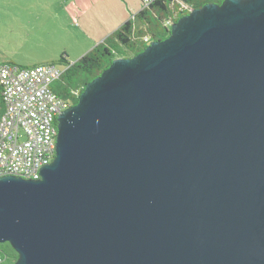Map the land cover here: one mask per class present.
<instances>
[{"label": "water", "instance_id": "1", "mask_svg": "<svg viewBox=\"0 0 264 264\" xmlns=\"http://www.w3.org/2000/svg\"><path fill=\"white\" fill-rule=\"evenodd\" d=\"M14 264H264V0L192 9L57 116L38 179L0 177Z\"/></svg>", "mask_w": 264, "mask_h": 264}, {"label": "built area", "instance_id": "2", "mask_svg": "<svg viewBox=\"0 0 264 264\" xmlns=\"http://www.w3.org/2000/svg\"><path fill=\"white\" fill-rule=\"evenodd\" d=\"M141 1L147 7L152 0ZM164 24L169 30L172 19ZM151 41L143 37L145 45ZM65 68L53 62L21 66L0 61V177L38 179L41 167L53 160L57 116L74 104L51 87ZM74 94L78 98L80 93Z\"/></svg>", "mask_w": 264, "mask_h": 264}, {"label": "rangeland", "instance_id": "3", "mask_svg": "<svg viewBox=\"0 0 264 264\" xmlns=\"http://www.w3.org/2000/svg\"><path fill=\"white\" fill-rule=\"evenodd\" d=\"M72 1L0 0V60L19 65L59 64L63 52L70 62L87 52L93 45L82 36L83 28L100 17L90 11L88 20L72 19L67 11Z\"/></svg>", "mask_w": 264, "mask_h": 264}, {"label": "trees", "instance_id": "4", "mask_svg": "<svg viewBox=\"0 0 264 264\" xmlns=\"http://www.w3.org/2000/svg\"><path fill=\"white\" fill-rule=\"evenodd\" d=\"M221 1L152 0L147 7H141L134 17L130 16L103 41L94 45L75 61L70 62L68 54L63 52L58 58V62L60 65H65L66 68L53 82L54 85L51 84L52 89L60 97L69 98L72 103H75L77 97L74 96V91L78 90L81 93L85 85L99 75L113 59L129 57L140 52L146 46L143 42L145 35H149L151 40L164 39L168 32L164 23L168 18H171L174 23L179 17L194 8L201 7L206 3H220ZM2 62L17 64L13 61ZM0 255L4 258L0 264H14L18 257L8 242L0 243Z\"/></svg>", "mask_w": 264, "mask_h": 264}, {"label": "crops", "instance_id": "5", "mask_svg": "<svg viewBox=\"0 0 264 264\" xmlns=\"http://www.w3.org/2000/svg\"><path fill=\"white\" fill-rule=\"evenodd\" d=\"M141 7L140 0H73L72 5L67 7V11L74 20L82 17L88 20L90 11H94L96 16L100 17L95 22H87L83 28L82 36L89 39L90 46H94L103 41ZM98 10H100L99 14ZM89 24L91 27L87 28Z\"/></svg>", "mask_w": 264, "mask_h": 264}]
</instances>
